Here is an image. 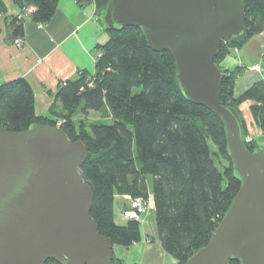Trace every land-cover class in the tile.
<instances>
[{
  "label": "trees",
  "instance_id": "trees-1",
  "mask_svg": "<svg viewBox=\"0 0 264 264\" xmlns=\"http://www.w3.org/2000/svg\"><path fill=\"white\" fill-rule=\"evenodd\" d=\"M22 14L9 19V38L24 36V23H47L57 0H12ZM93 1L104 13L108 0ZM245 38L237 44L221 42L215 64L264 30V0H243ZM30 8L25 14L24 9ZM6 11L0 0V15ZM109 40L99 48L92 73L80 72L74 81L60 82L56 93L62 109L60 127L70 140H82L88 157L79 168L93 192L90 215L100 234L113 245L129 246L141 238L140 222L117 221L114 196L130 198L152 196L157 234L163 250L182 264L197 248L205 245L239 188L226 153L221 122L202 106L187 101L175 81L174 62L167 51L147 47L135 27L119 31L106 27ZM241 69H223L219 86L221 104L233 107L252 99L250 111L264 133V80L252 85L238 97L233 88ZM90 74L93 86L85 87ZM106 106L111 121L91 123L75 120L83 114ZM52 113L54 106L51 108ZM243 133L247 134L241 117ZM50 116L34 111V94L23 77L0 84V126L21 131L32 123L56 125ZM248 149L257 147L247 141ZM216 159L225 162L219 169ZM147 177L151 178L148 189ZM44 264H57L52 260ZM111 264H126L114 258ZM230 264H238L230 261Z\"/></svg>",
  "mask_w": 264,
  "mask_h": 264
},
{
  "label": "water",
  "instance_id": "water-1",
  "mask_svg": "<svg viewBox=\"0 0 264 264\" xmlns=\"http://www.w3.org/2000/svg\"><path fill=\"white\" fill-rule=\"evenodd\" d=\"M243 0H108L103 24L130 26L167 51L183 97L221 122L239 188L207 243L182 264H264V147L248 149L239 113L221 104V42L245 38ZM85 143L60 125L0 126V264H111L113 243L90 215L93 192L79 172Z\"/></svg>",
  "mask_w": 264,
  "mask_h": 264
},
{
  "label": "crops",
  "instance_id": "crops-1",
  "mask_svg": "<svg viewBox=\"0 0 264 264\" xmlns=\"http://www.w3.org/2000/svg\"><path fill=\"white\" fill-rule=\"evenodd\" d=\"M3 1L6 11L0 15V84L17 77L25 78L33 90L35 114L58 120L62 109L56 98L60 82L74 81L80 72L93 73L99 48L109 40L102 13L93 1L80 4L77 0H57L47 23L25 21L23 45L18 48L9 38L8 22L11 17L21 15V9L12 0ZM220 66L241 69L233 88L234 97L264 80V30L242 45L232 47ZM253 102L252 99L242 101L239 111L248 141L264 147V133L250 111ZM53 106L57 113L51 112ZM140 230L139 241L117 249L113 245L114 258L126 264H177V260L163 250L152 226L140 225Z\"/></svg>",
  "mask_w": 264,
  "mask_h": 264
},
{
  "label": "rangeland",
  "instance_id": "rangeland-1",
  "mask_svg": "<svg viewBox=\"0 0 264 264\" xmlns=\"http://www.w3.org/2000/svg\"><path fill=\"white\" fill-rule=\"evenodd\" d=\"M28 11H29V8L24 9L23 12H28ZM79 119H84V123L86 125V128L89 129L91 123L111 121V114H110L109 109L106 106H104L99 111H89L86 114H83L78 109L76 114H75V120H79ZM59 122L62 123L63 120L58 119L56 122V125H58ZM215 160H216V164L218 165L219 169L223 166V164H225L224 161H222L220 159H216V157H215ZM147 185H148V189H150V186H151V178L150 177H147ZM129 206H130V200L127 197H125V195L116 194L114 196L115 216L117 218V221H124L125 220V218H122V216H121L122 211L124 209L128 208ZM154 216H155L154 206H150L146 212L141 214L139 222H140V225H142V226H146V225L152 226L153 230L156 231V233H157ZM119 247L123 248V246H121V245H114V248H116V249Z\"/></svg>",
  "mask_w": 264,
  "mask_h": 264
},
{
  "label": "built area",
  "instance_id": "built-area-1",
  "mask_svg": "<svg viewBox=\"0 0 264 264\" xmlns=\"http://www.w3.org/2000/svg\"><path fill=\"white\" fill-rule=\"evenodd\" d=\"M30 9V8H29ZM12 45L15 47H21L23 45V38L16 37L12 40ZM93 74V73H92ZM62 84H65V81H62ZM93 86V78L89 75L87 76L84 85L80 87V90H84L85 87H92ZM61 122L58 123L60 125ZM248 141V139H247ZM130 200V206L122 211V218L125 219H135L140 220V216L142 213L146 212L150 206L153 205L152 196L149 195L147 198L137 197V198H130V196L125 195Z\"/></svg>",
  "mask_w": 264,
  "mask_h": 264
}]
</instances>
